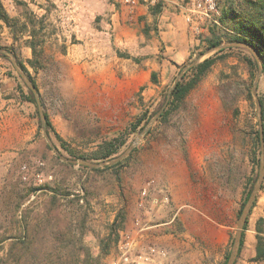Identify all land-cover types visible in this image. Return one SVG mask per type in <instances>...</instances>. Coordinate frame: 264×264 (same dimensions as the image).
Listing matches in <instances>:
<instances>
[{
	"label": "rangeland",
	"instance_id": "1",
	"mask_svg": "<svg viewBox=\"0 0 264 264\" xmlns=\"http://www.w3.org/2000/svg\"><path fill=\"white\" fill-rule=\"evenodd\" d=\"M25 1L36 16L46 14L45 28L38 36L44 39L43 65L35 71L27 64L28 58L23 54V48L28 46L26 34L16 46L38 83L39 101L35 104L18 91L22 77L10 55L0 52V106H3V115H0V253L5 254L14 238L26 234L27 221L39 222L37 244H45L44 230L48 226L43 215L53 195L57 197L61 219L76 222L75 231L83 230L81 240L94 255L100 252L99 240L104 238L105 264H111L116 258L117 244L126 231L139 242L165 248L167 256L163 264H223L225 254L233 245L231 240L237 231L241 202L249 186L253 184L254 188L258 180L262 158L261 153L256 166V131L260 125L253 87L259 65L250 90L249 69L243 59L251 51L244 46L223 51L222 58L183 102L170 108L169 100L165 103L181 70L220 50L208 48L198 39L208 33L210 22L205 23V30L200 34L192 30L195 40L187 55H181L180 63L175 64L166 59L164 43L151 44L156 53L149 55H135L119 45L116 36L119 30L114 29L108 9L112 4L125 20L124 32L138 35L143 31L148 40L150 31H157V26L141 23L136 10L131 14L118 0H82L85 6L79 10L82 14L80 33L69 23L70 12L64 0ZM3 3L11 15L20 14L17 0H3ZM122 9L128 10L127 13L122 14ZM81 36L93 38L88 41L91 44L81 48L86 54L91 53L83 61H73L67 55L68 47L82 41ZM96 40L102 41L105 49L103 60L94 55L96 51L92 48L98 46ZM12 41L10 28L0 21V44L10 45ZM223 43L230 41L224 39ZM64 46L67 49L63 53ZM117 50L144 59L137 63L132 58L119 56ZM156 55L160 68L152 72H157V82L150 77L138 90L127 92V72L137 68L149 70L152 66L145 63ZM93 64H99L96 73L86 69ZM190 68L185 71L188 75ZM24 90L28 94V90ZM257 96L259 100L264 98L263 72L259 76ZM39 105L52 122L50 133L46 122L42 124ZM163 107V111L170 108L168 117L159 121V115L151 132L143 135L136 149L127 155L131 156L112 169L94 171L82 168L79 162L66 165V160L52 148L45 134L64 156L76 160H82L79 155L95 150L102 141L122 134L127 141L113 157L106 159L110 160L122 154ZM141 116L151 117L143 128L132 131ZM60 138L66 147L62 146ZM259 143L261 146L260 139ZM152 178L156 180V187L151 189L141 207L138 205L141 189ZM161 189L168 190V201L163 200ZM258 195L264 197V178L248 215L246 242L236 264H264V260L252 259L256 254L254 224L264 205ZM113 223L117 228L114 232L110 229Z\"/></svg>",
	"mask_w": 264,
	"mask_h": 264
},
{
	"label": "trees",
	"instance_id": "2",
	"mask_svg": "<svg viewBox=\"0 0 264 264\" xmlns=\"http://www.w3.org/2000/svg\"><path fill=\"white\" fill-rule=\"evenodd\" d=\"M17 4L21 7L20 14L18 16H13L7 10L3 0H0V21L10 28L13 38L10 45L0 44V48L7 49L14 54L17 63L27 73L35 85L38 93H40L38 83L32 76L28 65L35 69V71L43 65L41 58L44 52L42 48L44 39L38 36H41L40 34L45 28L44 23L46 14L40 17L36 16L33 9L30 8L29 3L25 0H17ZM218 7L220 14L216 17V20H212L208 24V33L200 36L198 39L201 40L203 44L205 43L208 48L220 45L224 42V39L230 42L247 44L248 46L244 47L251 52L249 55H245L243 59L248 65L250 75L249 88L251 90L257 73L256 71L258 69V62L254 52L257 54L262 63V72L264 74V0H218ZM149 8L152 13H157L161 9V4L159 3L157 5L150 6ZM26 34H28V38L25 40L26 45H28L32 50V56L27 59L28 65L22 58L20 48L16 46V43ZM234 47L240 48L238 45L222 48L214 55L209 56L198 64L191 66L189 75L188 72L185 73L171 90L168 102L170 108L172 105H177L183 102L187 94L194 87H196V85L207 74L218 59L222 58V55L224 54L223 51L226 49H233ZM66 49V46L62 48L63 53L66 52ZM117 51L119 56L132 58L137 63L142 62L144 59V57L141 58L127 52H121L120 50ZM1 55L7 56L6 54ZM9 75H12V72H10ZM151 80L153 82H157L156 71L152 72ZM24 88L28 90V94L25 93ZM17 89L26 100H30L35 104L38 103L34 92L22 79L18 83ZM250 97L252 98L251 92ZM260 102L262 104V117L264 125V98L260 97ZM170 108L165 109L160 114L159 121H161L162 118L168 117L170 114ZM237 111L238 109L236 108L235 113ZM44 113L46 116L47 131L50 133V130L53 127L52 122L50 121L48 113L46 111ZM150 117L151 116H141L138 119V122L132 126V131L143 128V126L150 120ZM150 132L151 130L148 131V133ZM58 137L60 136L58 135ZM256 138L258 146L256 152V166H258L260 163V155L262 153L259 143L260 136L258 130L256 131ZM60 139L62 146L66 147L65 142L62 138ZM126 141L127 139L121 134L114 138L102 141L95 148V150L83 153L78 157L93 162H96L97 160H106L113 157L119 149L125 145ZM71 155L76 157L72 151ZM130 156L131 154L115 164L105 165L102 167H91L83 163H81L80 166L94 171L112 169L123 164V162ZM64 163L66 165H72V163L67 161H64ZM253 180H255V178ZM252 188L253 184L249 186L247 192L245 193L239 208V214H241L242 209L251 194ZM50 198L49 204L46 206L45 213L43 215L45 225L46 227L48 226L44 230L45 244H37L38 234L41 229L39 222L27 221L25 222L26 234L19 236L18 238H14L10 242L5 254L0 253V264H105V262H103V257L105 253H107V246L104 243V238H100L99 240L100 252L97 255H94L90 248L81 240V233L83 230L82 232L77 231V233L75 231L77 228H74V223H76L74 220L66 221L65 219H61L60 212L58 211V207L56 205V202L58 201L57 197L52 195ZM248 223L249 216L247 217L244 225L239 253L235 264L246 242V229L248 228ZM84 225L85 219H83V226ZM110 229L113 232L114 230L117 231L114 223L111 225ZM78 230H80V228ZM255 231L256 254L252 259L254 261H262L264 260V216H261L256 220ZM233 241L234 240L232 239L231 243H233ZM229 255L230 251L228 250L225 254L223 264L227 263Z\"/></svg>",
	"mask_w": 264,
	"mask_h": 264
},
{
	"label": "crops",
	"instance_id": "3",
	"mask_svg": "<svg viewBox=\"0 0 264 264\" xmlns=\"http://www.w3.org/2000/svg\"><path fill=\"white\" fill-rule=\"evenodd\" d=\"M54 2H57V0H54ZM82 2H83L82 0H64V5H66L67 10L70 12V17L68 19L69 23L72 26V29L76 32L79 31V33L81 32L79 28L82 25V19H81L82 14L79 12V10L85 6L84 2L83 3ZM110 4L108 3V5ZM165 4L167 5L165 6ZM185 4L186 2H184V0H164L163 5L161 6L162 10H160L157 13H152L149 6L145 4L139 5L136 9L135 14H137L136 16L138 17V19H140V22L144 24L148 23V25L153 23L154 25L157 26V31L154 30L150 31L151 38L148 40H145L143 31L141 34L138 35H131L130 32L128 31L124 32L123 30L126 29H124L122 25L125 20L123 16L119 14V10L114 7V4H112V6H110L108 9L111 11V19L113 20L112 24L114 26V29L119 30L116 33L117 39H119V45H124L125 47H127L132 54L149 55L150 53L153 52L156 53L155 48L154 50L153 48H151L150 46L151 44L157 45L164 43L166 59L175 62V64L180 63L181 55L183 56L187 55V51L190 44L195 40L194 35L192 33L193 31L191 30L190 25L186 22L185 19V14H184L186 10ZM121 5L122 7H125L126 9L129 10L127 6L123 4ZM127 11L122 9L121 12L122 14H124L127 13ZM203 25L206 26L205 24ZM120 33H122L124 37H122ZM77 39H80V37L77 36ZM81 39L82 41L73 42L68 47L67 55H69L73 61H77V60L83 61V59L87 56V54L91 53L88 52L86 54L84 50H82L81 48L83 46L85 47V45L87 44H91L88 41L93 40V38L88 39L82 37ZM96 43L98 44V46L92 48L93 50L96 51L94 55L98 59L103 60L105 56L104 53L105 49L103 47L102 41L96 40ZM174 48L175 50H172ZM178 49H182V52L178 51ZM23 54L26 58H30L31 48L25 46L23 48ZM157 57L158 55H156L153 60L148 59L146 61L145 63L146 65L152 66L149 68V70H143L141 68L140 69L137 68V69H131L127 72L128 75L125 84V90L127 92L136 91L141 86L149 82L152 70L153 69L157 70L160 68V63L156 61ZM98 65L99 64H93L88 67L86 66V69L90 71H94V73H96V70L98 69L97 68ZM2 109L3 106H0L1 116L3 115ZM258 199L264 200V197L261 198V196L258 195ZM261 216H264V205L261 207V213L258 215L257 219Z\"/></svg>",
	"mask_w": 264,
	"mask_h": 264
},
{
	"label": "built area",
	"instance_id": "4",
	"mask_svg": "<svg viewBox=\"0 0 264 264\" xmlns=\"http://www.w3.org/2000/svg\"><path fill=\"white\" fill-rule=\"evenodd\" d=\"M164 0H118L119 3L127 6L131 14L135 12L140 4L154 6L163 5ZM185 19L190 25L191 30L200 34L205 30L203 24L216 20L220 14L218 0H186ZM133 17V15L131 16ZM43 164L44 162L39 161ZM26 167V166H24ZM26 178V176H24ZM156 187L154 178L148 180L142 187L140 192L139 206H144L146 199L150 195L152 188ZM163 200L168 201V190L161 189ZM137 224L140 220L137 219ZM118 254L111 264H163V259L167 256V250L155 244L139 242L134 235L126 231L121 234V238L117 244Z\"/></svg>",
	"mask_w": 264,
	"mask_h": 264
},
{
	"label": "water",
	"instance_id": "5",
	"mask_svg": "<svg viewBox=\"0 0 264 264\" xmlns=\"http://www.w3.org/2000/svg\"><path fill=\"white\" fill-rule=\"evenodd\" d=\"M237 45L238 46H248L245 43L230 42V43H223V44L217 45V46H215L213 48L214 49H222V48H225V47L237 46ZM251 50L254 52V50L252 48H251ZM0 52H4V53H7V54L10 55L11 60L13 62V65L16 68L17 72L20 74V76L26 82V84L32 89V91L34 92L35 96L37 97V99L39 101L38 91H37L35 85L33 84L32 80L29 78L27 73L21 68V66H19V64L16 61V58H15L14 54L9 52V51H7V50L1 49V48H0ZM254 55L257 58V62H258V65H259V73H258V75H257V77L255 79V82H254L253 93H254V95H255V97L257 99V104H258V107H259V125H260L259 135H260L261 148H262V158H261L260 172H259L258 180H257L253 190L251 191V194H250L247 202L245 203V205H244V207L242 209V212L240 214V217H239V220H238L237 231H236V234H235V237H234V241H233V245H232V248H231V251H230V255H229V258H228V261H227L226 264H235V261L237 259L238 253H239V247H240V243H241V237H242V232H243V229H244L245 222H246L247 217H248V215H249V213H250V211H251V209L253 207V204H254V202L256 200L257 193H258L259 189L261 188V183H262L263 178H264V126H263V117H262V104H261V102H260V100H259V98L257 96V84H258L259 76L262 73L263 67H262V63H261L259 57L257 56V54L255 52H254ZM199 62H200L199 60H195L192 63L191 66L196 65ZM191 66L184 67L181 70L179 76L175 79V82H174L172 88L175 87V85L180 80V78L183 76L185 71ZM168 100H169V96L167 98V101H166L165 105L167 104ZM165 105H164V107H165ZM164 107L162 108V110H160L148 122V124L143 128V130L140 133V135L130 144V146L122 154H120L119 156H117L115 158H112L110 160H105V161H102V162H90V161H87V160H84V159L76 160V159L68 158V157L64 156L59 151L58 147L52 142L51 138L49 137V135L46 132H45V134H46V137H47L50 145L52 146V148H54L57 151V153L59 154V156H61L66 161L79 162V163L87 164L89 166H94V167L101 166V165H106V164H113V163H116V162L120 161L124 157H126L135 148V146L138 144V142L141 139V137L143 135H145L150 130L151 126L154 124V122L157 120L159 115L162 113ZM39 108H40V115H41L42 124H45V122H46L45 113H44V111H43V109H42V107L40 105H39Z\"/></svg>",
	"mask_w": 264,
	"mask_h": 264
}]
</instances>
